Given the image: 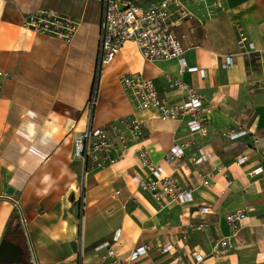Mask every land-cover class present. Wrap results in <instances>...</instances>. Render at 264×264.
<instances>
[{
  "label": "crops",
  "instance_id": "0c3cea01",
  "mask_svg": "<svg viewBox=\"0 0 264 264\" xmlns=\"http://www.w3.org/2000/svg\"><path fill=\"white\" fill-rule=\"evenodd\" d=\"M133 1L147 7L158 0ZM182 1L195 18L183 19L174 30L184 36L188 67L205 76L180 72L176 59L146 60L133 41L122 47L100 75L91 123L103 127L135 119L145 136L117 162L90 171L82 214L84 166L76 158L75 140L89 124L86 105L96 74L101 3L0 0V243L17 212L31 264H264V0H225L213 16L211 0ZM45 9L81 22L71 42L24 26L25 14ZM242 34L246 45L239 43ZM227 57L231 66H225ZM129 73L153 81L170 105L185 97L170 80L194 87L212 107L206 133L192 134L184 122L164 120L156 109H138L119 82ZM241 131L247 134L226 136ZM174 144L183 145L185 155L169 163L165 157ZM200 150L214 157L195 166L192 158ZM141 151L184 190H192L193 200L163 206L141 192L133 181L147 171ZM244 155L248 161L238 165ZM259 166L263 173L251 176ZM204 178L209 186L202 185ZM247 209L253 211L239 236L245 245L221 251L219 240L231 232L227 215ZM201 223L204 231L189 228ZM107 242L114 257L107 249L95 250ZM142 246L150 251L130 262ZM168 246L173 248L163 253ZM196 255L203 258L200 263Z\"/></svg>",
  "mask_w": 264,
  "mask_h": 264
},
{
  "label": "built area",
  "instance_id": "2783aa9c",
  "mask_svg": "<svg viewBox=\"0 0 264 264\" xmlns=\"http://www.w3.org/2000/svg\"><path fill=\"white\" fill-rule=\"evenodd\" d=\"M224 1L211 0L208 7L209 16L221 11L224 7ZM99 2L102 7V19L100 22L95 83L86 105L89 124L75 140L76 158L84 166L83 191L80 199L82 214L85 205V182L90 171L117 162L123 157L124 151L131 144L140 141L145 136L142 125L135 119L121 118L119 121L103 127H94L91 123L92 112L97 106V89L100 75L105 67L113 63L122 47L128 41H133L141 56L146 60L176 59L180 63V72H198L202 78L205 76L203 70L188 67L184 58L185 49L182 44L184 36H178L174 30L183 19L195 18L182 0H158L147 7H141L133 0H99ZM23 24L36 33L62 39L69 43L77 34L81 22L54 9H45L25 14ZM239 43L240 45L248 43V39L244 34L240 36ZM231 65L232 58L227 57L225 66ZM2 75L3 73L0 71V78ZM119 82L123 92L136 103L138 109H156L159 111V116L164 120L184 122L192 134L206 133L205 123L208 115L212 112V107L205 104L203 96L191 85L180 80H170L171 87L185 92V97L181 103L170 105L163 102L153 81L139 74H125L120 77ZM246 134V131H241L226 136L234 140ZM184 155V146L174 144L166 154L165 160L172 163L181 159ZM139 157L147 171L143 176L135 175L133 181L141 192L149 194L155 202L163 206L172 203L185 204L193 200L192 190H184L176 178L165 175L160 166L152 164L145 151H141ZM213 157V153L200 150L198 156L192 158V163L195 166H200ZM247 161L248 156L244 155L239 157L236 162L238 165H243ZM262 173L263 168L259 166L251 171L250 175L255 176ZM201 182L203 186L210 185L209 179L204 178ZM251 211L253 209L239 210L227 215L226 218L231 232L228 236L219 240L218 246L221 251L230 252L245 245L239 236L244 226L243 223ZM201 212L206 214L208 209L202 208ZM189 228L193 231H204L205 224H191ZM119 238L120 231L113 238V243H117ZM172 248V246H168L162 252H169ZM103 249L108 250L110 257L115 256L111 243H104L96 247L95 250L101 251ZM149 251L150 247L148 246L139 247L132 252L129 261L135 262ZM195 260L196 263H200L203 258L196 255ZM81 264H84L83 261ZM113 264L119 263L114 262Z\"/></svg>",
  "mask_w": 264,
  "mask_h": 264
},
{
  "label": "trees",
  "instance_id": "16d2710c",
  "mask_svg": "<svg viewBox=\"0 0 264 264\" xmlns=\"http://www.w3.org/2000/svg\"><path fill=\"white\" fill-rule=\"evenodd\" d=\"M95 83V80H94ZM5 239L10 240L11 242H14L16 244H19L22 248L23 252L25 253V259L23 260L22 264H31L30 262V251L28 248L27 240L25 233L22 229L20 217L18 213H14L11 217Z\"/></svg>",
  "mask_w": 264,
  "mask_h": 264
},
{
  "label": "water",
  "instance_id": "95a60500",
  "mask_svg": "<svg viewBox=\"0 0 264 264\" xmlns=\"http://www.w3.org/2000/svg\"><path fill=\"white\" fill-rule=\"evenodd\" d=\"M7 193L11 195L12 189L9 188ZM23 259L24 252L20 245L4 238L0 243V264H21Z\"/></svg>",
  "mask_w": 264,
  "mask_h": 264
}]
</instances>
